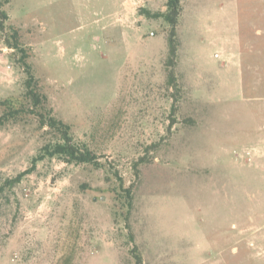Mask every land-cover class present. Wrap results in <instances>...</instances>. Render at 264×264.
Instances as JSON below:
<instances>
[{
    "label": "rangeland",
    "instance_id": "374dc122",
    "mask_svg": "<svg viewBox=\"0 0 264 264\" xmlns=\"http://www.w3.org/2000/svg\"><path fill=\"white\" fill-rule=\"evenodd\" d=\"M2 1L49 106L104 166L45 158L1 193L0 264H136L134 246L143 264H264V0H182L175 65L152 15L167 0ZM19 57L0 39V100L24 96ZM39 124L0 127V185L49 141Z\"/></svg>",
    "mask_w": 264,
    "mask_h": 264
},
{
    "label": "trees",
    "instance_id": "16d2710c",
    "mask_svg": "<svg viewBox=\"0 0 264 264\" xmlns=\"http://www.w3.org/2000/svg\"><path fill=\"white\" fill-rule=\"evenodd\" d=\"M166 6L167 9L165 11H158L152 15L157 18H163L170 26L168 38L170 56L168 62L171 65H175L179 45L177 39V26L182 12V0H167ZM142 12L148 16L151 15V12L147 9H143ZM8 20V12L4 9V2L0 0V39H3L8 47L20 52L19 61L27 74V79L25 81L26 90L23 97L9 96L0 100V107L2 108V112L0 113V127L5 126L10 121L17 120L21 115L31 113L38 118L40 127H47L48 130H46V133L50 134V139L42 145L38 154L33 157L32 165L29 169L19 173L13 178H6L4 180L0 185V194L4 193L7 189H12L20 183L28 173L34 171L37 163L45 158L56 157L66 163L78 165L90 164L98 168L104 166V163L100 161L98 154L93 149L87 144L76 140L71 123L54 114V109L49 106L48 97L41 91L33 67L27 60L29 54L20 44L19 32L16 29L7 30L9 28L7 24ZM10 31L11 33L8 34ZM170 82L172 84L175 83L174 75L170 77ZM174 109L175 108H173V110ZM144 161H147L145 156H143L138 163H143ZM136 166L137 164H135V167ZM136 173L139 176V173ZM120 186L123 191L121 192L123 199L121 216L129 228L130 215L134 204V184H131L127 188H125L122 183H120ZM130 238L134 239L131 230ZM132 252L136 264H143V258L138 252L137 246L133 247Z\"/></svg>",
    "mask_w": 264,
    "mask_h": 264
}]
</instances>
